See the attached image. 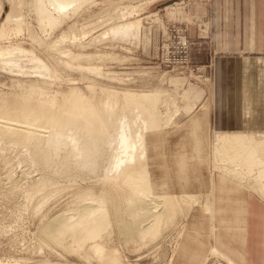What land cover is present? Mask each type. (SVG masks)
<instances>
[{
	"label": "rangeland",
	"instance_id": "rangeland-1",
	"mask_svg": "<svg viewBox=\"0 0 264 264\" xmlns=\"http://www.w3.org/2000/svg\"><path fill=\"white\" fill-rule=\"evenodd\" d=\"M22 1L26 2L18 7V0H0V25L9 12L15 15L22 13L24 18L22 31L12 32L8 35L9 38H0V46L19 45L50 61L46 48L53 45L58 38H49V35L54 37L61 27L41 30L34 12L29 8L28 0ZM186 2L187 0H89L87 4L82 5L81 15L74 27L77 32L81 27L84 30L91 28L92 32L89 30L85 38H77L83 44L81 47L77 44L80 41L73 42L71 38H67L61 45L72 52L81 51L82 55L86 54L78 58L80 63L84 66L96 65L99 74L78 69L65 70L61 67L63 70L56 69V77L47 80L49 84H46V80L39 74L28 72L32 71L31 64L25 58H20L24 73L9 72L0 67L1 100L11 94L21 93L31 83L58 96L70 89H76L86 95L95 92L97 97L101 95V89H104L102 93L112 92L110 95L117 94L118 98L126 91H165L157 104L160 115L163 117L171 111L173 113L175 109L176 111L168 124L146 134L149 144V175L152 182L157 186L164 184V190L173 195L179 196L185 191L196 196L191 199H179L192 201L183 212L177 214L173 223L162 225L155 238L146 239L144 243H125L114 234V247L123 264H230L228 259L240 263L243 261L241 255L244 254L245 241L244 195L253 194L264 202V162L259 171V166L249 167L231 160L223 164V158L215 162L209 154L211 145L219 148L217 137L223 134L264 135V132L213 130L208 122L211 93L207 69L193 65L186 70L159 64L158 46L161 38L165 36V23L185 21L164 19V6H180ZM134 6L137 8L136 12L130 17L128 13ZM126 8L130 10L127 9L128 13ZM123 9L125 12L122 13L126 14V18L118 19L122 16L119 11ZM154 14L160 22L152 21ZM115 16L118 22H123L124 18H144L136 38H92L99 35V32H104L111 22H117ZM93 26L97 27H94L96 30ZM66 27L67 25H62L63 30H66ZM32 35L37 38H32ZM54 53L52 56H57ZM167 96L171 100H168ZM194 118L197 120L196 135L203 141V146L199 149H196L193 143L196 137L192 132ZM0 155L9 158L8 163H4L0 158V264H101L94 259L88 261L78 253L48 245L43 241L40 229L46 220H50L54 214L67 207L76 192L100 186L99 181L90 176L88 178L85 174L84 179L79 177L82 175H77V178L76 175H70L71 180L66 178V181L58 178L60 187L70 185L69 188H64L65 191L63 189L59 192V195L57 193L58 197L56 194L52 195L53 193L52 196L40 193L31 202H27L23 191L35 181H39L43 171L32 161L26 147L8 140L3 133H0ZM229 169H235L236 172L233 173H241L242 177L235 178ZM255 180H258L260 185ZM92 182H96L94 187ZM157 186L154 191L162 192V187Z\"/></svg>",
	"mask_w": 264,
	"mask_h": 264
},
{
	"label": "bare ground",
	"instance_id": "bare-ground-1",
	"mask_svg": "<svg viewBox=\"0 0 264 264\" xmlns=\"http://www.w3.org/2000/svg\"><path fill=\"white\" fill-rule=\"evenodd\" d=\"M28 1L41 30L61 27L60 32L54 37L49 35V38H58L53 45L46 48L50 61L19 45L0 46V67L9 72L24 73L20 58H25L31 64L32 71L28 72L39 74L46 80L44 81L46 84H49L47 80L56 77V69L61 67L65 70L78 69L99 74L96 65L84 66L80 63L79 59L86 54L82 55L81 51L72 52L61 45L67 38H71L73 42L80 41L77 38H85L89 33L90 27L88 30L81 27L79 32L74 27L81 15V6L87 4L89 0ZM25 2L18 0V7ZM124 9L119 11L122 16H117L118 19L126 16L122 13ZM136 9L134 6L129 13L127 12L130 17ZM154 15L152 21L160 22L156 14ZM125 18L123 22H118L115 16L117 22H111L104 32H99V35L92 38L102 36L118 37L122 40L136 38L144 18L135 17L129 20ZM108 19L106 17V22ZM64 24L67 25L66 30L62 28ZM23 25L22 13L16 15L7 13L0 25V38H9L8 35L12 32L20 33ZM96 26L93 28H97ZM32 38L37 37L32 35ZM77 44L80 46L82 43L80 41ZM53 53L57 56L53 57ZM102 91L97 97L95 92L86 95L76 89H70L58 96L31 83L21 93L0 99V133L19 146L26 147L32 161L43 171L39 181H35L23 191L27 202H31L40 193L59 195L67 186L60 187L58 178L66 181V178L71 180L70 175H76V178L77 175H82L79 176L82 179L85 174L88 178L90 176L99 181L98 183L96 180L100 185L97 186L99 189L89 187L91 189L76 192L65 209L54 214V217H49L50 220H46L45 225L40 228L43 241L67 252L78 253L88 261L94 259L101 264H123L114 247L115 235L125 243H144L146 239L155 238L161 226L173 223L177 214L183 212L192 201L179 199H191L196 194L184 191L182 195L176 196L164 190L166 188L164 184L158 185L162 187V192L156 193L157 184L152 182L149 175L147 167L149 144L146 134L168 124L176 111L175 109L173 113L171 111L172 114L168 113L163 117L160 115L157 104L165 91L157 89L148 93L126 91L121 98H118L117 94L110 95L112 92L106 94ZM167 99L171 100L168 96ZM192 122V132L196 135L197 120L194 118ZM201 140L197 135L194 137L196 149L202 148ZM217 141L218 149L215 145L209 148V154L215 162L223 158V164L231 160L249 167L259 166L260 171L264 162V135L223 134L217 137ZM0 158L4 163H8V157ZM230 163L233 166V163ZM234 170L228 171L237 179L242 177L241 173H233ZM255 181L260 185L258 180ZM259 189H262L261 186ZM158 198L162 200L157 201ZM243 259L242 257L241 260ZM227 261L230 264H243V261L240 263L230 259Z\"/></svg>",
	"mask_w": 264,
	"mask_h": 264
},
{
	"label": "crops",
	"instance_id": "crops-1",
	"mask_svg": "<svg viewBox=\"0 0 264 264\" xmlns=\"http://www.w3.org/2000/svg\"><path fill=\"white\" fill-rule=\"evenodd\" d=\"M165 6L164 19L188 21L189 61L208 71L212 129L264 132V0ZM244 200L243 264H264V202L253 194Z\"/></svg>",
	"mask_w": 264,
	"mask_h": 264
},
{
	"label": "built area",
	"instance_id": "built-area-1",
	"mask_svg": "<svg viewBox=\"0 0 264 264\" xmlns=\"http://www.w3.org/2000/svg\"><path fill=\"white\" fill-rule=\"evenodd\" d=\"M187 22L168 21L165 36L158 46V60L163 67L188 69L193 65L188 56Z\"/></svg>",
	"mask_w": 264,
	"mask_h": 264
}]
</instances>
